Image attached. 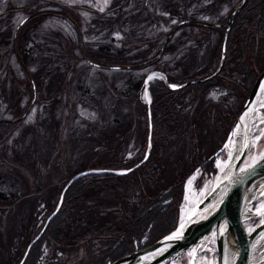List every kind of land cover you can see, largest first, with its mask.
Wrapping results in <instances>:
<instances>
[{
    "label": "rangeland",
    "instance_id": "rangeland-1",
    "mask_svg": "<svg viewBox=\"0 0 264 264\" xmlns=\"http://www.w3.org/2000/svg\"><path fill=\"white\" fill-rule=\"evenodd\" d=\"M236 1L0 0V119L7 121L0 130V192L4 195V199H0V264H4L7 257H17L18 252L24 248L27 254L33 241L28 243L29 238L38 229L45 212L56 201L61 180L76 170L80 163H97L95 159L87 157L88 153H91L87 148L94 144V140L88 143L86 136L95 135L92 134V130H88L86 123L102 121L103 124L105 121L103 119L112 118L116 113L108 116L107 110L103 109V104L108 99L103 93V86L111 81L121 85L127 76L138 79L152 71L146 66L138 70L118 69V73L113 74L110 69L119 68L117 60L120 59V55L133 56L132 60L138 59L141 55L150 58L158 52L165 33L170 31L171 25L178 20H186L191 14H195V19L202 21L221 20L236 6L233 5ZM37 10L41 13H36ZM258 10L259 8H255L254 14ZM251 12L248 11L244 16L250 18ZM29 14L35 15L30 22L25 21ZM22 19L23 22L19 24ZM251 24H254V18L251 19L250 27ZM16 29L20 32L18 46L25 42L23 47L31 49L28 67L26 65L22 67L21 54L14 49L12 52L11 49L13 46L10 38L14 37ZM243 29L247 28L243 26ZM188 31V28H178L169 40L178 48L181 46L179 45L181 39H187ZM217 36L214 33L208 39L209 47L217 41ZM263 40H260L263 50L259 57L264 54ZM198 52L200 54L201 51ZM92 53L97 56L92 57ZM83 54L88 57L86 61L94 64L93 66L85 63ZM178 56L180 53H177L176 57ZM168 57L169 55L165 56ZM198 58L195 61H198ZM62 62H65L64 67ZM41 65L44 70L48 66L52 68L57 66L58 72L54 71L53 74L54 78L55 73L58 74L60 79L57 78L58 83H53L51 87H47L50 86L48 79L41 78V84L37 80V87L32 94V89L31 91L28 89V86L32 85L26 73L38 75L37 69ZM65 68H68L67 72H64ZM82 73L90 77L85 95L82 91L84 87L79 88L83 81ZM242 73L243 80L248 86L251 77L243 70ZM90 91L92 92L89 93ZM99 91H102L103 95ZM110 91L109 94L113 97L117 95ZM224 92L221 90L210 93L216 103L215 115L219 122L225 115L235 120L242 107L243 95L237 99L232 96L223 99ZM139 94L137 99L144 104L147 100L143 89ZM89 95L96 99L95 103ZM260 95L256 111L257 122L251 133V143L243 166L250 165L264 154V86ZM91 102L93 104L89 105ZM21 115L23 117L18 121H9ZM222 130L223 126L216 124L215 137H218ZM227 135L228 132L223 139L225 150L220 160L224 162L218 163V176L222 173L220 165H224L229 159L231 132L228 137ZM135 140L136 136L129 138L128 150L137 145L136 149L130 151L124 150L122 144L117 146L110 144L109 150L111 152L114 149V153L111 152L108 156L129 158L132 153L137 154L141 147L139 148L138 143L134 144ZM99 142L103 144L102 141ZM162 148L161 153L164 157L161 162L168 160L172 163L169 148L166 146ZM106 155L103 153V156ZM85 169L90 170V167ZM172 172L168 165L163 168L162 174L169 176ZM193 177L194 174L190 175L184 187L186 200L183 201L181 209L184 220L216 178L215 176L214 179L205 181L201 191L194 195L189 182ZM145 185L144 188L149 190L158 187V183ZM133 190L125 188L119 191L106 186L87 191L85 200L72 207L58 235L62 236L61 251L57 250L58 255L62 254L63 258L77 261L83 255V250L80 245L72 243V234L77 235L82 227L106 225L103 217H108L110 211L120 208L115 214H118V223L123 224L121 211L129 215L134 205L125 209L122 206L124 207V203H137L138 200L137 195L130 196L137 193V190ZM257 190L258 194H252V198L245 205L250 213L246 215V210L243 212V225L248 231L264 217V181L261 187L256 188ZM20 226L23 228L20 229ZM51 246L44 250L47 252L46 255H50L51 249L57 247L54 243H51ZM205 247L206 250L200 252L197 264H216L212 235L205 241ZM190 259L191 252L167 264H189Z\"/></svg>",
    "mask_w": 264,
    "mask_h": 264
},
{
    "label": "trees",
    "instance_id": "trees-1",
    "mask_svg": "<svg viewBox=\"0 0 264 264\" xmlns=\"http://www.w3.org/2000/svg\"><path fill=\"white\" fill-rule=\"evenodd\" d=\"M239 1L237 0L233 5H237ZM255 8H259V10L254 14ZM233 9H230L221 20L216 21H202L195 19V14H191L186 19L188 21L178 24L165 33L166 42L159 57H157L159 49L150 58L141 55L138 59L132 60L131 57L133 56L120 55V59L117 60L120 64L119 68L110 69L112 73L114 72L113 74L118 73V69L138 70L148 66L150 70L162 73L167 84L177 87L168 88L162 79L157 77H152L147 81L150 95L148 104L150 146L149 148L146 147V106L137 99L142 90L143 78L147 73L138 79L127 76L121 85L111 81L108 85L103 86V93L108 98L103 104V109L107 110L108 116H113L116 113L112 118L103 119L105 120L103 124H101L102 121L86 123L88 130H92V134L95 135L93 137L86 136L88 143L90 140H94V144L87 148L91 152L88 153L87 157L95 159L97 163H80L76 170L61 180L56 201L45 212L42 222L36 232L30 236L28 243L39 234L46 218L56 208L58 194L75 174L86 170V167L103 170V172L82 175L67 185L61 195V202L57 210L30 247L22 264H109L137 249L151 245L175 228L185 179L195 168L200 166V175L194 180V185L200 187L207 174L214 171L213 158L210 157L223 144L224 136L233 122V119L226 117V115L220 119V122L217 120L215 115L216 103L210 93L224 90L223 99L229 96L237 99L243 95V104L254 79L264 68V54L258 56L263 50L260 40L264 39V0H247L230 24L223 46L222 65L217 73L210 76L220 62L221 38L226 19ZM250 10L252 11L251 17L247 18L244 15ZM36 13H41V11ZM34 16L29 14L25 21L29 20L28 22H30ZM252 18H254V24H251L250 27ZM179 19H181L180 16ZM209 22L223 24L214 26L208 24ZM243 26L247 29H243ZM178 28H188L189 31L186 33L187 39H181L179 43L181 46L177 48L169 39ZM214 33L218 35L217 41L209 47L208 39ZM19 38L20 32L16 29L14 37L10 38L11 46H13L11 49L12 52L17 51L21 54L20 62L24 68L25 65L28 67L30 64L29 53L31 49L23 47L25 42L18 46ZM198 51H201L200 54ZM177 53H180V56L176 57ZM166 55L169 57L165 58ZM91 56L97 55L92 53ZM83 57L84 60L88 58L84 54ZM196 58L199 60L195 61ZM62 63L64 67L65 62ZM85 63L88 64L86 61ZM88 65L93 66L92 64ZM41 66L37 69L38 75L26 73L27 78L30 79L29 83L33 82L37 87V80L41 84V78L48 79L50 86L47 87L53 86V83H58L60 76L55 73L56 78H54L53 74L54 71L58 72L57 66L53 68L48 66L45 70ZM242 70L251 77L248 86L243 80ZM67 71L68 68H65L64 72ZM81 77L83 81L79 88L84 87V90H81L83 93L85 92V95L88 91V79L90 81V77L83 73ZM113 79L115 78L113 77ZM191 80H199V82L181 86L186 81ZM51 81L53 82L51 83ZM28 89L31 91L30 86ZM110 90L117 95L115 97L110 95ZM99 92L102 94V91ZM91 96L89 95V97ZM91 100L94 103L96 101L93 97ZM91 104L93 102L89 105ZM5 122L7 123V121L0 119V130L6 125ZM216 124L223 126L218 137H215L214 133ZM133 136H136L134 144L138 143L139 148L141 147L137 154L136 152L132 153L129 158H119V156L111 158L108 156L109 153H114V149L111 152L109 150L110 144L113 146L122 144L124 150L127 151L129 138ZM167 137L171 138L167 139ZM135 146L137 147L134 145L128 151L136 149ZM163 146L169 148L172 163L168 160L161 162L164 157V155L162 156ZM145 151H147V157L139 163ZM97 152L99 154H94ZM103 153L107 155L103 156ZM168 165L173 172L169 176H164L162 174L163 168ZM130 168L132 169L125 174L115 173ZM146 183H158V187L155 190H149L144 188ZM106 186L119 191L125 188L130 189V191L137 190V193L130 195L138 196L137 203H124V207L121 205L123 209L134 205L131 208L132 213L126 215L121 211L124 223L119 224L118 214L115 213L120 208L110 211L108 217H103V221L107 222L106 225L82 227L77 235L76 233L72 234V243L80 245L83 250V255L77 261H70L67 257L63 258L62 254L58 255L57 250L61 251L60 242H62V236L59 237L58 235L62 231L72 207L85 200L87 191H91L95 187L103 188ZM123 197L126 196L123 195ZM0 199H4L2 192H0ZM167 199H169L168 203L161 204ZM22 228L23 226H20V229ZM51 243L57 247L51 249L50 255H46L47 252L45 253L44 250L49 249ZM25 251L26 248L18 252L17 257H7L4 264H19Z\"/></svg>",
    "mask_w": 264,
    "mask_h": 264
},
{
    "label": "water",
    "instance_id": "water-1",
    "mask_svg": "<svg viewBox=\"0 0 264 264\" xmlns=\"http://www.w3.org/2000/svg\"><path fill=\"white\" fill-rule=\"evenodd\" d=\"M245 1L246 0H241L236 9L228 16L222 35V46L235 14L240 10ZM179 23L180 22L175 23L173 27ZM164 42L165 41H163V44ZM163 44L160 51H162ZM223 57L224 52L222 47L220 52L221 62L213 74L219 70ZM157 74L160 75L165 82L163 75L154 71L145 77L144 83L149 76ZM196 82H199V80L187 81L183 86ZM167 86L175 88L170 85ZM261 86H264V68L255 78L243 106L230 128V132L242 110L252 102ZM144 91L149 100L147 86L144 87ZM147 130V145L149 146V116ZM223 148L224 145H221L212 156L215 157L223 150ZM247 149L248 142L246 140L243 142L239 153L229 170L218 177L211 189L195 205L193 210L187 216L185 225L179 232L176 228L154 241L151 245L138 249L110 264H164L168 260H178L182 255L189 251L192 252L190 264H196L200 252L206 250L204 242L210 235H213V243L217 253V264H250L253 247L255 246L254 243L258 238L264 236V218L247 232L242 225V211L249 194L256 191L257 187H261L262 182L264 181V155L250 165L242 168L241 164ZM146 156L147 153H145L140 163L145 160ZM127 171L128 170L117 171L116 173L123 174ZM88 172L99 171L93 170L80 172L74 175L71 180ZM71 180L63 187L56 209L59 206L63 191ZM168 201L169 199L162 201L161 204H166ZM56 209L48 216L41 231L45 227L49 218L55 213ZM37 237L38 235L32 239L33 241L29 247L35 242ZM23 260L24 258L20 264H22Z\"/></svg>",
    "mask_w": 264,
    "mask_h": 264
},
{
    "label": "bare ground",
    "instance_id": "bare-ground-1",
    "mask_svg": "<svg viewBox=\"0 0 264 264\" xmlns=\"http://www.w3.org/2000/svg\"><path fill=\"white\" fill-rule=\"evenodd\" d=\"M261 90H262V86L257 91L252 102L245 109L242 110L240 116L238 117V120L236 121V123L234 124L232 128V131H231L232 141L229 147L230 148L229 159L224 165L222 164L220 165L219 168H220V171L222 172L221 175L225 173L227 170H229L233 161L237 157L243 142L247 140L248 145L251 143V135H252L251 133H252L253 127L256 125V122H257L256 111L260 103L259 97L261 96L260 95ZM258 192H259L258 190L251 192L245 202V205L247 201L252 198L251 195L252 194L256 195L258 194ZM245 205H244V208H245ZM244 208L242 211V215H243V212L245 213V210H246V215H248V213H250L248 208H245V209ZM186 220L187 218H185V220L179 225L178 232L185 225ZM254 245L255 246L253 247L250 264H264V237L258 238V240L255 241Z\"/></svg>",
    "mask_w": 264,
    "mask_h": 264
},
{
    "label": "snow or ice",
    "instance_id": "snow-or-ice-1",
    "mask_svg": "<svg viewBox=\"0 0 264 264\" xmlns=\"http://www.w3.org/2000/svg\"><path fill=\"white\" fill-rule=\"evenodd\" d=\"M149 79H151V77Z\"/></svg>",
    "mask_w": 264,
    "mask_h": 264
},
{
    "label": "flooded vegetation",
    "instance_id": "flooded-vegetation-1",
    "mask_svg": "<svg viewBox=\"0 0 264 264\" xmlns=\"http://www.w3.org/2000/svg\"><path fill=\"white\" fill-rule=\"evenodd\" d=\"M17 119V118H16Z\"/></svg>",
    "mask_w": 264,
    "mask_h": 264
}]
</instances>
